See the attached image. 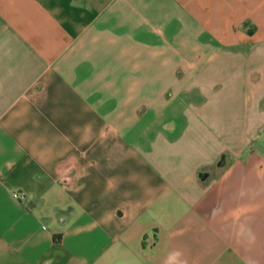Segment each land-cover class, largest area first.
<instances>
[{
    "label": "crops",
    "instance_id": "crops-1",
    "mask_svg": "<svg viewBox=\"0 0 264 264\" xmlns=\"http://www.w3.org/2000/svg\"><path fill=\"white\" fill-rule=\"evenodd\" d=\"M263 182L264 0H0V264H264Z\"/></svg>",
    "mask_w": 264,
    "mask_h": 264
},
{
    "label": "rangeland",
    "instance_id": "rangeland-1",
    "mask_svg": "<svg viewBox=\"0 0 264 264\" xmlns=\"http://www.w3.org/2000/svg\"><path fill=\"white\" fill-rule=\"evenodd\" d=\"M264 183V182H263ZM262 189L264 188V184L261 185ZM261 187H259L261 189ZM257 188H252V186L249 185V183H246L245 185V195L247 196L246 198L252 199L254 198V194H257ZM256 196V195H255ZM251 226V225H250ZM245 239L252 240L251 237H246ZM247 241V240H246Z\"/></svg>",
    "mask_w": 264,
    "mask_h": 264
},
{
    "label": "built area",
    "instance_id": "built-area-1",
    "mask_svg": "<svg viewBox=\"0 0 264 264\" xmlns=\"http://www.w3.org/2000/svg\"><path fill=\"white\" fill-rule=\"evenodd\" d=\"M13 195H14V197H16L18 199H22L25 197V194L22 192H14Z\"/></svg>",
    "mask_w": 264,
    "mask_h": 264
}]
</instances>
